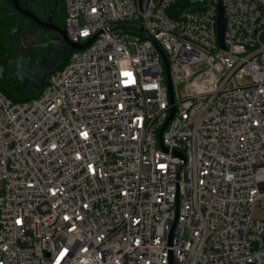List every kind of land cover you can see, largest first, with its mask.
<instances>
[{"label": "built area", "instance_id": "obj_1", "mask_svg": "<svg viewBox=\"0 0 264 264\" xmlns=\"http://www.w3.org/2000/svg\"><path fill=\"white\" fill-rule=\"evenodd\" d=\"M187 2L62 0L93 39L0 88V264H264V0Z\"/></svg>", "mask_w": 264, "mask_h": 264}, {"label": "water", "instance_id": "obj_2", "mask_svg": "<svg viewBox=\"0 0 264 264\" xmlns=\"http://www.w3.org/2000/svg\"><path fill=\"white\" fill-rule=\"evenodd\" d=\"M14 9L19 13L33 19L38 25L43 26L49 30L56 32L59 36L57 39H53L48 41L52 44L53 51L45 58L38 59L34 64H30V58L23 54H19L13 58H11L6 64L10 68L9 76L6 79H11L17 77L19 82L23 85L31 84L36 90H41L51 74L54 70L55 65L64 57L65 53L72 49L83 48L88 45L89 42L93 39L83 43L72 42L68 39L65 30L63 27L59 26L57 23L52 22L51 17H48L45 20L38 18L32 11H30L27 7L21 6L19 0H10ZM148 0H138L139 7L141 10H144L146 7ZM195 0H188L187 3L194 2ZM57 1L54 2V5L50 11V14L54 13V10L57 6ZM218 6V18H217V33H218V41L221 46H224L223 43V29H224V16L222 12V7L220 1L217 2ZM11 15V13H7V16ZM19 29V18L16 17L15 25L12 27L11 32H17ZM45 42V44H48ZM45 60H48L44 63ZM166 71L168 74V67L165 61ZM6 65L0 64V79L5 77ZM169 93L170 98L172 99L171 86L169 83ZM166 121L165 124H167ZM163 130V128H162ZM161 130V131H162Z\"/></svg>", "mask_w": 264, "mask_h": 264}, {"label": "flooded vegetation", "instance_id": "obj_3", "mask_svg": "<svg viewBox=\"0 0 264 264\" xmlns=\"http://www.w3.org/2000/svg\"><path fill=\"white\" fill-rule=\"evenodd\" d=\"M13 8V11H0V21L3 20H9V19H13L14 21L16 20V17L19 18V28H20V24L21 21L20 20H27L28 23H32L35 25L36 28H26L25 31H22L21 33L18 32H11L10 29L6 30L3 29V31H1L0 34V38L1 40L5 41L6 43L11 42L12 44H14L17 48V52L18 53H23L26 54V56H29L30 58L33 57H39L42 55L41 53V49H36V48H32V45L35 44V42H31L30 41V37L31 36H36L37 33L39 32L38 30H40L42 33L44 31H47L49 29L44 28L41 25H38L33 19L19 13L18 11H16L13 7V5H11ZM25 7H27L30 11H32L38 18L45 20L48 17H51L52 22L56 23V19L54 16V13L50 14V11L52 8H49L47 5L46 6H40V5H36L33 9L30 8V6L24 4ZM7 13H11V16H7ZM51 32L54 33V36L56 32L49 30ZM50 35H49V40H50ZM46 41V40H45ZM3 62L2 58L0 57V63Z\"/></svg>", "mask_w": 264, "mask_h": 264}, {"label": "trees", "instance_id": "obj_4", "mask_svg": "<svg viewBox=\"0 0 264 264\" xmlns=\"http://www.w3.org/2000/svg\"><path fill=\"white\" fill-rule=\"evenodd\" d=\"M55 1L58 2V0H19V3L21 6H24V4L29 6L30 2H33V3H35V6L36 5H40V6H46L47 5L49 8H52ZM11 5H12V3H11ZM62 8H63V4H62ZM59 13H60V9H58V3H57V6L54 10V16L56 19V23L59 26L63 27L64 9L62 11V14H59ZM8 16H11V15H8ZM14 25H15V21L13 19H9V20L6 19L3 21H0V34H1V31H3V29H6V30L10 29L11 30ZM71 51L72 50H69L67 52V53H69L68 56L70 55ZM17 54H18L17 48L14 44H12L11 42L6 43L5 41L1 40V38H0V57L2 58V61L4 63H7V61L9 59L13 58ZM65 55H66V53H65ZM65 55L62 58V60H64ZM65 63L64 62L61 63L59 65V67H62ZM4 79L6 81V76L4 77ZM10 80H12V79H9L8 81H10ZM8 81H6V82H8ZM0 88L8 97H10L14 101H22V100L30 99L32 97L37 96L39 94V92L41 91V90H39V91L34 90L32 85H25V86H20L19 91L23 92L21 94V93H19V91L15 92V91H11V90L7 89L6 87H4L2 85L1 81H0Z\"/></svg>", "mask_w": 264, "mask_h": 264}, {"label": "rangeland", "instance_id": "obj_5", "mask_svg": "<svg viewBox=\"0 0 264 264\" xmlns=\"http://www.w3.org/2000/svg\"><path fill=\"white\" fill-rule=\"evenodd\" d=\"M61 2H62L61 0H58V9H60V13L59 14H62V11H63L62 3ZM29 6H30V8L33 9L35 7V3L30 2ZM0 11H4V12L5 11H13V8L11 6L10 0H0ZM20 21H21L20 28L18 29L19 30V33H21L22 31H25V29L26 28H29V27L36 28L34 24L28 23L27 20H20ZM18 30H17V32H18ZM38 31L39 32L37 33L36 36H31L30 37V41L31 42H33V41L35 42V44L32 45V48L41 49L42 55L39 56V57H33V58H30L28 56L30 58V64L31 65L34 64L38 59L47 57L53 51L52 44L49 43L48 41L53 40V39H56V38L57 39L59 38V36H58L57 33H55L56 36H54V33L51 32V31H49V30L44 31L43 33L40 30H38ZM49 35H50V38H51L50 40H49ZM45 42H48V44H45ZM19 54H23V53H18L17 55H19ZM68 54L69 53L66 52V55H65L64 60L61 59L55 65V67H54L55 69L56 68H60L59 65L61 63L67 62V59L69 57ZM24 55L26 56V54H24ZM47 61L48 60H45L44 63H46ZM0 64L6 65L5 76L8 77L9 76V69L10 68L4 62H1ZM11 79L12 80H10V81H8L9 79L8 80L6 79V81H8V82H6L4 78L3 79H0V81L2 82V85L4 87H6L7 89H9L11 91H15V92H18L19 91L20 86H25V85H23V84H21L19 82V80H18L17 77H14V78H11ZM26 85H31V84H26ZM33 89L36 90L34 87H33ZM36 91H38V90H36ZM19 93L22 94L23 92L19 91Z\"/></svg>", "mask_w": 264, "mask_h": 264}, {"label": "crops", "instance_id": "obj_6", "mask_svg": "<svg viewBox=\"0 0 264 264\" xmlns=\"http://www.w3.org/2000/svg\"><path fill=\"white\" fill-rule=\"evenodd\" d=\"M24 55V54H23Z\"/></svg>", "mask_w": 264, "mask_h": 264}]
</instances>
